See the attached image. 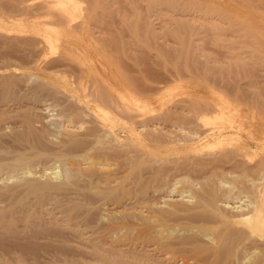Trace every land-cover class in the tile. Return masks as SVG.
Returning <instances> with one entry per match:
<instances>
[{
  "label": "bare ground",
  "instance_id": "6f19581e",
  "mask_svg": "<svg viewBox=\"0 0 264 264\" xmlns=\"http://www.w3.org/2000/svg\"><path fill=\"white\" fill-rule=\"evenodd\" d=\"M152 1L154 5L179 9V14L189 15L191 19L195 17L193 11L200 10L206 1L211 3L210 0L209 3L208 0ZM242 1L246 13L239 30L244 37L252 38L246 41L247 46L251 44L253 52L259 53V77L263 83L264 0ZM35 4L29 0H0L2 14L13 18L0 19V120L5 121L3 117L10 114L8 106H4L9 102L18 104L20 111L17 115L25 127L23 138L32 137L33 144L41 143V132L35 128L31 112L23 110L24 94L18 85L29 82L31 78L61 79L65 90L62 103L66 107L63 115L82 126L89 123L84 135L92 138L90 148H96L92 165L102 172L95 181L108 184L106 192L113 191L114 185L120 182L123 169L125 172L130 166L135 168L145 162L151 164L149 174L155 179L158 175V179H167L171 185L184 181L189 184V191L194 185H199L192 194L199 202L194 216L206 219L215 216L218 218L216 224L222 225L217 233L209 236V244L196 247L202 264H225L228 258L236 256V250L242 254L237 256L236 264H264V88L258 89L260 83L256 84L254 97L230 95L219 89L223 85L226 87L229 75L223 67L211 66L208 59L201 61L198 58L194 50L197 42L191 37V40L188 39L190 33L179 36L180 47L169 49L175 55H191L187 61L176 60L174 63L175 71L170 84L173 86L157 85L156 81L147 84L139 80V83L135 82L137 79L134 81L132 71L135 66L139 67V72L149 71V54L131 52L133 47L123 38L92 33L95 29L84 19L85 13L79 0H39ZM209 6L212 7V3ZM209 6L206 5L207 8ZM207 8L205 12L208 13ZM30 10H40V14L43 11L54 12L59 16L54 20L34 19L32 16L36 12ZM212 12H215L213 7ZM229 12L218 10L216 13L221 18H227L230 17ZM20 15L25 16L18 18ZM76 16L83 19L76 21ZM205 24L202 22V27L197 29L193 21L186 19L178 27L189 29L194 34L195 29H201L203 33L204 25V31L212 32V38L218 39V32L215 31L218 25L214 22L209 25L207 21ZM151 37L153 40L157 37L154 31ZM151 46L159 49L160 60L165 59L164 46H160L157 40L151 42ZM213 61L219 63L221 60L213 58ZM199 68H203L200 73L196 71ZM211 68L217 69L218 73L213 71L209 76V95L193 93L181 87L183 77L191 82ZM237 86L236 92L241 89ZM155 110L158 112L155 113ZM82 141L84 137L77 136L63 140L68 149L65 153L71 154L72 148L82 144ZM1 152L0 170L9 167L10 163L7 154L4 155L8 150L2 148ZM16 160L21 163L26 157L17 156ZM76 170L65 175L59 183L28 180L22 195L12 187H0V234L11 233L16 250L19 247L18 250L23 251L25 246L20 241L27 232L31 233L29 239L33 241L43 237L51 240L53 236L60 235L61 230L69 229L76 243L85 247L81 248L82 252L87 247L92 249L90 256L86 254L87 250L85 254L80 251L81 255H78L85 258H79L78 262L93 259L95 264H151L149 259L138 257L129 247L115 246L106 240L108 237L103 232L90 231L73 222L72 217L66 215L69 201L52 204L54 197L49 192L68 181ZM26 194L31 197H24ZM221 202L225 204L221 205ZM73 208L69 207L70 210ZM123 209L117 207L115 212ZM175 210L178 207L173 203L168 212ZM122 222L113 224V221L104 227V231L108 233ZM54 225L57 229L53 231L59 233H47L45 229H52ZM208 227L201 225L204 229ZM5 241L0 236V248L5 247ZM254 253L257 257L250 259ZM21 254L19 257H22ZM75 256L69 255L67 260L71 263L73 258L78 260Z\"/></svg>",
  "mask_w": 264,
  "mask_h": 264
},
{
  "label": "rangeland",
  "instance_id": "374dc122",
  "mask_svg": "<svg viewBox=\"0 0 264 264\" xmlns=\"http://www.w3.org/2000/svg\"><path fill=\"white\" fill-rule=\"evenodd\" d=\"M38 1L29 0L33 5H36L35 3ZM210 1L215 12H212V7L209 6L211 3L208 0L209 4L207 1L205 4L209 8L203 5L200 10L193 11L195 17L192 19L189 18V15L179 14L181 12L179 9L154 5L152 0H79V5L83 8L82 12L85 13L84 19L90 22L94 27L93 29L96 30H92V33L104 34L105 36L113 35L116 39L123 38L124 41H129L133 47L131 52L143 51L149 54L151 57L149 71L140 70L139 72L137 70L139 67L135 66L133 69L135 71H132L134 81L137 79L135 82L142 81L147 84L156 81L155 84L157 85L173 86L170 84L175 71L174 63L176 60L179 62L187 61L191 55L188 53L175 55L173 50L170 52L169 49L180 47L181 37L179 36H187L190 33L189 38H187L190 39L191 37L194 42H197L194 50L198 58L201 61L208 59L211 66L223 67L227 76L229 75V78L226 77V87L223 85L224 88L220 86L219 89L229 92L230 95L254 97L258 87L256 84L260 83L261 87L258 89H263L264 82L262 83L261 77H259L261 73L258 65L259 53L258 51L254 53V47L251 44L247 46L246 43L252 38L244 37L239 30L240 23L244 19V13H246L244 4H242L243 1ZM204 7L209 9L207 11L211 13L205 12L206 8ZM218 10L230 11V17L221 18L216 13ZM32 11L34 10H30V12ZM39 11L35 10L36 16L33 15L32 18L54 20L59 16L54 12L43 11L40 14ZM3 15L0 9V19H13ZM22 16L25 15L17 17L21 18ZM82 19L81 16L75 17L76 21ZM186 19L193 21L197 29L202 27V22L205 24L207 21L209 25L213 22L216 23L218 25V28H215V31L218 32L217 41L212 38V32L205 29L206 34L204 31L207 24L203 25V33L200 32L201 29H195L197 35L193 34V31L189 32V29L179 28L180 22L186 21ZM153 31L157 36L155 40L151 37ZM156 40L160 46H164L166 49V53L164 52L166 54L165 59L160 60L158 48L155 46L150 48L151 42ZM213 58H219L221 61L216 63ZM216 70L215 68L204 70L205 75L196 77L191 82L186 81V77H183L185 79L183 83L181 81V87L183 86L184 90H191L193 93L199 92L201 95H209L210 90L207 86L211 80L209 76ZM196 71L200 73L203 68L196 69ZM217 73L218 71H216ZM134 76L136 77L134 78ZM63 85L61 79L53 77L31 78L29 82L18 85L19 88L22 87L21 91L24 94V97L22 96L24 100L21 103L24 109H22L31 112L34 126L41 132V143L39 144H33L32 137L23 138L22 132L25 127L20 121L22 120L21 117L17 115V111H20L18 104L16 106L15 103L9 102L4 106L5 108L8 106L7 110L13 115L10 118L8 117L10 114L4 116L5 121L0 120V157L3 155L2 148H6L8 152L4 155L7 154L10 162L9 167L0 170L1 189L12 187L16 189L18 194L22 195L28 180L39 179L59 183L65 175L77 169L68 181L49 192V195L54 197L52 204L62 200L69 201L66 206V215L72 217L73 222L82 224L90 231L103 232L107 235L105 237H108L105 238L106 240L124 249L129 247V250L136 252L138 257L149 259L147 262L151 264H202V257L196 252V247L209 244V236L217 233L222 225L216 224L215 220L218 218L215 216H210L208 219H206L207 217L194 216L197 213L196 209L199 202L192 194L199 185H194V190L189 191V184L187 185L184 181V184L180 181L181 183L177 182L171 185V181L160 180L158 175L155 179L154 175L149 174L151 164L145 162L135 168L130 166L125 172L123 169L120 174L122 177L120 182L114 185L113 191L106 192L108 184L95 181L102 172L92 165V156L95 155L96 148H90L89 144L92 138L84 135L89 123L86 122L82 126L79 122H74L63 115V111L66 109L62 103L65 100ZM236 85H238L237 89H242L237 90V92L240 91L238 93L235 91ZM239 86L241 87L239 88ZM164 90L166 89L164 88ZM178 96L180 94L176 95V97ZM12 103L13 105H10ZM157 110L155 113L159 111ZM14 111L16 115H14ZM75 136L84 137V141L79 146L73 147L71 154H66L68 149L64 146L63 140ZM17 156H25L26 160L20 163L16 160ZM24 197L30 198L31 195L26 194ZM173 203L176 204L178 210L168 212ZM222 203L221 205L225 204V202ZM70 206H74V208L70 210ZM111 206L116 207L115 209L117 207L120 210L124 209L121 212H115L117 210ZM188 208L190 209L187 210ZM113 221V224L123 222L119 226L113 227V230L108 233L104 231V227ZM202 224L209 225V227L207 229L201 228ZM54 229H57L56 225L52 229L47 227L45 230L49 234L59 233L53 231ZM71 233L69 229H63L60 231V235L53 236L54 239L50 240L43 237L33 241L29 239L31 233L27 232L21 237L20 242L25 246L23 247L25 249L21 251L18 250L19 247L16 250L17 247L11 238L12 236H10L11 233L4 232L0 234L1 238L6 240L5 247L0 248V264H77L81 258L79 256L81 255L79 253L82 252L81 248L85 247H80L81 244L76 243ZM2 248L6 249L3 250ZM87 248L86 254L92 255L90 253L92 249L89 248L88 250ZM7 250L9 253L6 252ZM86 250L84 249L82 253ZM18 251L21 252L18 253ZM236 251V256L228 258L225 264L238 262L237 256L242 254L240 250ZM19 254L22 257H19ZM66 255L79 257L75 256L78 260L73 258L76 263L74 261L71 263L67 260ZM62 257H66L65 261H67L65 262ZM256 257L257 253H254L250 259ZM87 260L89 259L81 260L82 262H78V264H95L93 259Z\"/></svg>",
  "mask_w": 264,
  "mask_h": 264
}]
</instances>
